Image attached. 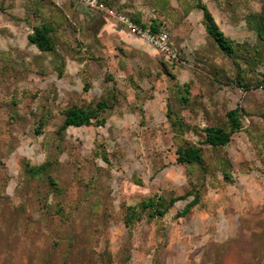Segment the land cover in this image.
<instances>
[{
  "label": "rangeland",
  "instance_id": "374dc122",
  "mask_svg": "<svg viewBox=\"0 0 264 264\" xmlns=\"http://www.w3.org/2000/svg\"><path fill=\"white\" fill-rule=\"evenodd\" d=\"M200 1L232 56L198 0H97L107 10L86 15L81 0H0V264H264V48L249 23L264 0ZM119 15L166 31L176 58L113 40L108 27L146 43ZM42 22L50 52L26 39ZM100 99L103 125L57 132L70 105ZM237 105L229 143L202 144L201 165L176 161ZM148 197L184 198L151 217Z\"/></svg>",
  "mask_w": 264,
  "mask_h": 264
},
{
  "label": "trees",
  "instance_id": "16d2710c",
  "mask_svg": "<svg viewBox=\"0 0 264 264\" xmlns=\"http://www.w3.org/2000/svg\"><path fill=\"white\" fill-rule=\"evenodd\" d=\"M196 7L202 13V24L206 33L210 36L220 51L226 56H232L235 51L233 42L224 34L219 28L216 20L211 14L210 10L205 4L198 0ZM135 21L143 28H148L151 31H157L159 27L155 23L149 25L141 23L139 20ZM249 23L252 29L256 32L259 43L264 48V10L258 14L251 15ZM51 26L48 23L42 22L34 25L31 28V32L26 34V39L29 44H33L39 51L50 52L55 49L54 41L50 35ZM85 87V84L84 86ZM182 90L188 94V84L183 83ZM182 100H187L185 95L181 96ZM109 107V104L105 99H100L94 104H88L81 106L77 104L70 105L65 109L63 113V120L57 128L58 133H62L69 126L79 127L88 125H103L105 123V117L101 113ZM241 107L237 105L234 108L228 109L225 112L227 126L221 125H206L203 127L205 137L199 142V145L187 144L178 145L176 148V161L182 164H202V144H209L212 146H224L231 140L232 135L240 130L241 118L243 116ZM39 131V129H36ZM228 164V163H224ZM41 166H37L39 169ZM224 176H228L227 171L224 170ZM193 193V192H192ZM189 192L188 194H192ZM194 194V193H193ZM184 197H171L168 201L160 197H148L146 200L140 203L141 210H147L149 216L154 217L163 216L169 207L173 205L175 201ZM198 203V194L189 201L183 208L182 213H187L189 209ZM138 214L135 207H128L126 213V224L130 225L132 219Z\"/></svg>",
  "mask_w": 264,
  "mask_h": 264
},
{
  "label": "built area",
  "instance_id": "2783aa9c",
  "mask_svg": "<svg viewBox=\"0 0 264 264\" xmlns=\"http://www.w3.org/2000/svg\"><path fill=\"white\" fill-rule=\"evenodd\" d=\"M87 7L104 8L101 3H97V0H81ZM107 10V9H106ZM112 13V11H109ZM118 18L125 23V26L130 32L136 33L142 40L152 46L156 51L161 52L166 58L175 59L177 54L176 50L170 45L169 37L166 31L158 29L157 31H151L148 28H143L123 15H119Z\"/></svg>",
  "mask_w": 264,
  "mask_h": 264
},
{
  "label": "crops",
  "instance_id": "0c3cea01",
  "mask_svg": "<svg viewBox=\"0 0 264 264\" xmlns=\"http://www.w3.org/2000/svg\"><path fill=\"white\" fill-rule=\"evenodd\" d=\"M203 25V24H202ZM102 30H104L103 28L100 29V33L102 32ZM111 33H113V40H115L118 43L124 42L125 46L130 47H138V49L141 48L142 52L148 53L149 54H153L154 52H156V50L150 46L149 44L145 43V44H140V43H131V39H128L127 37L124 36L125 33H123V30H121L120 28L117 27H108V29ZM32 46H34L33 44H31ZM36 47V46H34ZM150 56V55H149Z\"/></svg>",
  "mask_w": 264,
  "mask_h": 264
},
{
  "label": "water",
  "instance_id": "95a60500",
  "mask_svg": "<svg viewBox=\"0 0 264 264\" xmlns=\"http://www.w3.org/2000/svg\"><path fill=\"white\" fill-rule=\"evenodd\" d=\"M75 10L83 15H86L87 11L89 10V8L82 4V3H78L76 6H75Z\"/></svg>",
  "mask_w": 264,
  "mask_h": 264
}]
</instances>
